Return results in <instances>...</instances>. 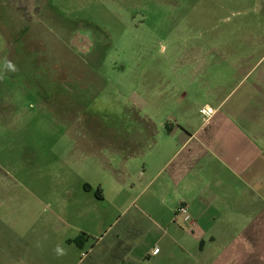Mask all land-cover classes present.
Returning <instances> with one entry per match:
<instances>
[{"label": "rangeland", "instance_id": "rangeland-1", "mask_svg": "<svg viewBox=\"0 0 264 264\" xmlns=\"http://www.w3.org/2000/svg\"><path fill=\"white\" fill-rule=\"evenodd\" d=\"M263 53L264 0H0V228L4 215L35 241L52 211L113 218L135 195L97 198L117 136L162 120V100L199 110L205 85L240 83Z\"/></svg>", "mask_w": 264, "mask_h": 264}, {"label": "crops", "instance_id": "crops-1", "mask_svg": "<svg viewBox=\"0 0 264 264\" xmlns=\"http://www.w3.org/2000/svg\"><path fill=\"white\" fill-rule=\"evenodd\" d=\"M263 57L239 67L234 86L205 85L209 99L199 110L188 109L186 94L171 103L162 100V120L146 118L138 134L117 136L115 165H107L112 178L97 198L119 205L135 195L113 218L98 212L95 228L85 211H52L44 217L48 235L36 230L35 241H24L25 230L3 215V264H85L112 246L103 238L124 216L129 251L113 264H255L249 255L264 247ZM204 107L213 113L205 116ZM179 204L187 205L192 228L173 219ZM81 233L95 241L81 238L78 245ZM57 246L65 255H56Z\"/></svg>", "mask_w": 264, "mask_h": 264}, {"label": "trees", "instance_id": "trees-1", "mask_svg": "<svg viewBox=\"0 0 264 264\" xmlns=\"http://www.w3.org/2000/svg\"><path fill=\"white\" fill-rule=\"evenodd\" d=\"M128 221L129 219L126 216L120 218L103 238V243H106V241L108 243L109 241L110 243L112 242V246L103 252V256H90L86 259L85 264H113L121 261L129 251V245L124 244V238L126 239L128 237L126 234L129 230ZM81 238L82 237L79 236V238L75 240L77 244Z\"/></svg>", "mask_w": 264, "mask_h": 264}, {"label": "built area", "instance_id": "built-area-1", "mask_svg": "<svg viewBox=\"0 0 264 264\" xmlns=\"http://www.w3.org/2000/svg\"><path fill=\"white\" fill-rule=\"evenodd\" d=\"M201 113L204 114L205 116H209L213 113V110L211 108H207L204 107L201 110ZM173 219L176 221H179L183 224H186L187 226H189L190 228H192V226L194 225V221L192 220L189 212H188V208L186 204H179L173 212ZM157 250L154 249L153 253H156Z\"/></svg>", "mask_w": 264, "mask_h": 264}, {"label": "clouds", "instance_id": "clouds-1", "mask_svg": "<svg viewBox=\"0 0 264 264\" xmlns=\"http://www.w3.org/2000/svg\"><path fill=\"white\" fill-rule=\"evenodd\" d=\"M7 66L13 71H15V66L10 61L7 62ZM55 253L57 256H63L65 255V250L61 248L60 246H57V248L55 249Z\"/></svg>", "mask_w": 264, "mask_h": 264}]
</instances>
